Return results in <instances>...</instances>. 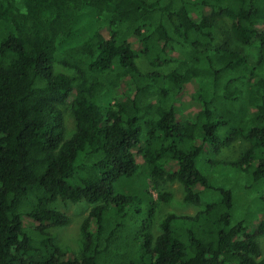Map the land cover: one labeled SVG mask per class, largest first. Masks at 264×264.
Masks as SVG:
<instances>
[{"label": "trees", "instance_id": "16d2710c", "mask_svg": "<svg viewBox=\"0 0 264 264\" xmlns=\"http://www.w3.org/2000/svg\"><path fill=\"white\" fill-rule=\"evenodd\" d=\"M174 181L203 208L156 235ZM59 198L92 205L80 252ZM262 207L264 0H0V264H264Z\"/></svg>", "mask_w": 264, "mask_h": 264}, {"label": "rangeland", "instance_id": "374dc122", "mask_svg": "<svg viewBox=\"0 0 264 264\" xmlns=\"http://www.w3.org/2000/svg\"><path fill=\"white\" fill-rule=\"evenodd\" d=\"M227 34L228 33H225V31L219 30L217 42L221 43L222 45L227 44L233 47L235 46V48L240 49L245 54L251 64H254L258 56V45L256 43L252 45H244L238 42L236 43L229 39L227 37ZM139 64L145 71L152 69L148 64L147 60H145L144 58L139 59ZM176 66L177 64L175 63L172 66H166L162 70L164 72H168L173 70ZM56 71L69 75L74 74V71L72 69L63 65H57ZM63 111L67 126V135L70 136L76 130V120L73 114L71 104L69 103L65 105ZM248 146L249 143L247 141H244L243 139H238L235 142L229 144L227 147H225L219 157L226 161L236 160L246 150ZM257 190L258 189L256 186V188H254L253 190V196L255 197L260 196V193H258ZM158 193H169L171 194L172 198L168 201L160 200L158 204V207L155 211V215L153 217L151 228L156 235L162 233L160 223L169 213L174 212L178 215H194L198 212V210L203 208L202 206H196L187 203L184 200L185 190L183 185L178 181L161 183L158 186L157 191L154 192L155 197L157 198ZM250 197H252L251 193L250 195H248L249 199ZM91 206V204L84 200L75 203L63 198H59L51 204V207L53 209H57L70 217V222L67 225L51 226L48 229L49 232L52 233L55 243L58 244L63 251L77 253L83 249L85 237L83 236L81 227L83 220L89 214ZM262 212L264 213L263 207ZM258 242L262 254L264 256V234L258 237Z\"/></svg>", "mask_w": 264, "mask_h": 264}]
</instances>
